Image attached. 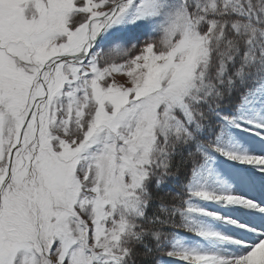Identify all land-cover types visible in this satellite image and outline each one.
<instances>
[{
    "label": "snow or ice",
    "instance_id": "obj_1",
    "mask_svg": "<svg viewBox=\"0 0 264 264\" xmlns=\"http://www.w3.org/2000/svg\"><path fill=\"white\" fill-rule=\"evenodd\" d=\"M0 264H264V0H0Z\"/></svg>",
    "mask_w": 264,
    "mask_h": 264
}]
</instances>
